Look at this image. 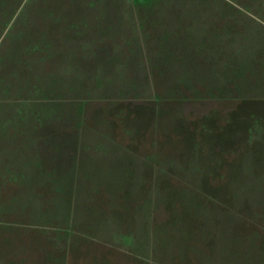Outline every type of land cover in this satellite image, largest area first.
<instances>
[{"label": "rangeland", "instance_id": "rangeland-1", "mask_svg": "<svg viewBox=\"0 0 264 264\" xmlns=\"http://www.w3.org/2000/svg\"><path fill=\"white\" fill-rule=\"evenodd\" d=\"M0 264H264V0H0Z\"/></svg>", "mask_w": 264, "mask_h": 264}, {"label": "crops", "instance_id": "crops-1", "mask_svg": "<svg viewBox=\"0 0 264 264\" xmlns=\"http://www.w3.org/2000/svg\"><path fill=\"white\" fill-rule=\"evenodd\" d=\"M206 116V115H205ZM115 133V132H114ZM112 135H113V133H112ZM113 142H116L117 144H119V145H122L121 143H119L120 141L115 137V139L112 141V143ZM125 145V144H124ZM124 147H128V148H130L129 146H127V145H125ZM141 153H139V155H140ZM140 156H144V154H141ZM145 165V163L143 164V166Z\"/></svg>", "mask_w": 264, "mask_h": 264}]
</instances>
